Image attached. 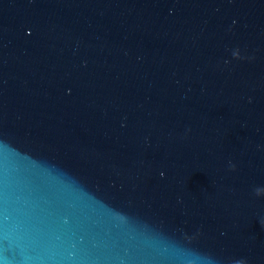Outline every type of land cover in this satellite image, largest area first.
I'll return each mask as SVG.
<instances>
[{
  "label": "water",
  "instance_id": "water-1",
  "mask_svg": "<svg viewBox=\"0 0 264 264\" xmlns=\"http://www.w3.org/2000/svg\"><path fill=\"white\" fill-rule=\"evenodd\" d=\"M0 264H264V0H0Z\"/></svg>",
  "mask_w": 264,
  "mask_h": 264
}]
</instances>
